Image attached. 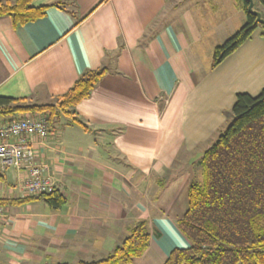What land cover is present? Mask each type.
<instances>
[{
    "label": "crops",
    "instance_id": "crops-1",
    "mask_svg": "<svg viewBox=\"0 0 264 264\" xmlns=\"http://www.w3.org/2000/svg\"><path fill=\"white\" fill-rule=\"evenodd\" d=\"M33 6L49 8L17 27L0 18L1 97L51 104L85 72L108 73L74 108L89 132L56 126L46 140L33 139L37 162L50 167L67 203L58 211L43 202L6 207L0 264L96 262L140 221L150 242L131 264H165L191 246L178 221L191 181L203 179L201 145L227 126L237 94L264 89L262 29L211 70L214 48L245 23L241 0ZM9 172L4 181L19 185L22 176L9 180Z\"/></svg>",
    "mask_w": 264,
    "mask_h": 264
},
{
    "label": "trees",
    "instance_id": "trees-1",
    "mask_svg": "<svg viewBox=\"0 0 264 264\" xmlns=\"http://www.w3.org/2000/svg\"><path fill=\"white\" fill-rule=\"evenodd\" d=\"M33 1L0 0V18L9 17L15 27L37 20L49 7H34ZM241 9L245 23L214 48L211 70L242 46L257 28L262 29L264 37V25L248 12L247 0H241ZM254 9L264 19V1H254ZM107 73L106 67L85 72L51 104L0 96V123L29 114L45 117L50 128L61 126L63 118H68L89 132L90 127L76 116L74 108L91 96ZM229 113V123L200 159L203 179L191 181L188 209L178 221L191 246L174 250L165 264H264V89L256 96L237 94ZM0 180H4L1 174ZM35 202L58 211L66 205L67 198L55 188L39 195L0 197V206L5 208ZM149 242L147 223L140 221L108 257L79 264H131L145 253Z\"/></svg>",
    "mask_w": 264,
    "mask_h": 264
},
{
    "label": "built area",
    "instance_id": "built-area-1",
    "mask_svg": "<svg viewBox=\"0 0 264 264\" xmlns=\"http://www.w3.org/2000/svg\"><path fill=\"white\" fill-rule=\"evenodd\" d=\"M51 128L45 117L29 114L0 123V174L14 169L20 178L19 191L25 196L53 191L50 167L37 162L35 137L46 140ZM6 208L0 206V223L5 220ZM5 231V230H4ZM1 234V230H0Z\"/></svg>",
    "mask_w": 264,
    "mask_h": 264
},
{
    "label": "rangeland",
    "instance_id": "rangeland-1",
    "mask_svg": "<svg viewBox=\"0 0 264 264\" xmlns=\"http://www.w3.org/2000/svg\"><path fill=\"white\" fill-rule=\"evenodd\" d=\"M160 19H162V17H160ZM70 126L71 127H76L77 130L80 129L79 127H77V125L72 124V122L68 118H63V120L61 121L62 129L68 128ZM80 131H82V129ZM209 145H205V144L201 145V148H203L202 150L207 148V146H209ZM201 148L198 149V150L200 151ZM14 174H15V170L11 169L10 172H9L8 179L9 180H13V175ZM0 183L2 184V188H0V197H25V195H23L22 192L19 191V189L17 187L18 185L16 183H14V184H16L15 187L13 185H11L10 183L4 181V180L0 181ZM8 189L11 191L10 193H9ZM12 189H13V191H12Z\"/></svg>",
    "mask_w": 264,
    "mask_h": 264
},
{
    "label": "water",
    "instance_id": "water-1",
    "mask_svg": "<svg viewBox=\"0 0 264 264\" xmlns=\"http://www.w3.org/2000/svg\"><path fill=\"white\" fill-rule=\"evenodd\" d=\"M248 12L256 17V21L259 24L264 25V19H262L261 13L254 9V0H247Z\"/></svg>",
    "mask_w": 264,
    "mask_h": 264
}]
</instances>
